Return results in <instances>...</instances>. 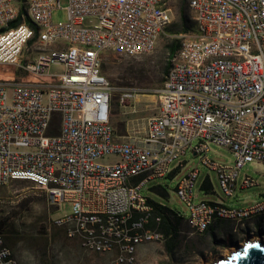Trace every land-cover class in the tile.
<instances>
[{
	"label": "built area",
	"instance_id": "obj_1",
	"mask_svg": "<svg viewBox=\"0 0 264 264\" xmlns=\"http://www.w3.org/2000/svg\"><path fill=\"white\" fill-rule=\"evenodd\" d=\"M171 1L68 0L67 20L54 21L60 0H0V65L12 67L0 79V187L28 182L50 205L70 204L54 223L87 253L117 251L110 264H135L140 245L164 241L162 217L142 189L177 175L188 154L216 171L228 197L261 185L241 171L264 166V0H198L194 28L183 32L197 33V41L176 36L191 52L156 90V114L117 135L115 95L127 107L137 90L114 86L101 55L152 53L173 22ZM21 13L18 33L7 34ZM213 145L228 148L234 160L211 159ZM200 174L191 169L176 187L196 234L206 231L199 223L245 225L254 213L264 216V192L249 206L195 201ZM0 264H23L3 234Z\"/></svg>",
	"mask_w": 264,
	"mask_h": 264
},
{
	"label": "rangeland",
	"instance_id": "obj_2",
	"mask_svg": "<svg viewBox=\"0 0 264 264\" xmlns=\"http://www.w3.org/2000/svg\"><path fill=\"white\" fill-rule=\"evenodd\" d=\"M60 6L53 13L54 21H66L68 18L66 9L68 0H60ZM170 6L173 22L166 33L160 37L158 45L152 53L131 57L105 51L101 55L102 72L114 86L137 90L135 100H131L127 107L118 105L119 95H115L113 124L119 136H127L134 128H139L146 117L156 114L158 105L156 90L162 86L165 80L164 71L169 60L167 47L178 40L177 35L194 28L193 14L188 7L187 0L184 4L183 0H172ZM11 69L12 67L0 65V79L5 77V72ZM53 70L61 71V67H53ZM16 72L18 78L24 75L19 70ZM133 107L137 109L136 113L132 112ZM209 157L218 162L234 160L233 154L228 148L214 145L212 151L209 152ZM112 159V157H106L105 161L108 162ZM183 160H186L188 164L178 171L177 178L154 179L143 187L142 192L156 202H163L178 211L187 212V205L176 193L177 183L188 171L199 167L201 174L196 184L195 190L198 197L195 201L222 199L228 206L241 207L249 206L262 197L264 185L240 190L235 198L228 197L220 187L216 171L199 164V159L191 153ZM258 170L264 172V166L249 164L241 171V176L250 174L259 178L260 182L264 184V176H260ZM207 177L213 186V191L210 192L201 188ZM159 187L167 191V197L158 192ZM6 197H10L9 200ZM71 209L70 204L67 203L59 208L50 205L46 193L34 189L28 182H14L8 187H0V234H3L7 244L25 264H110L114 257L106 261L101 256L104 254L85 252L76 239L67 236L64 226L54 223L56 219L69 214ZM256 225L257 230L264 231V219ZM253 237L255 236L247 232L244 233V236L238 238L239 244L234 249L237 250L238 246L254 239ZM228 253L222 256H226ZM204 262L208 261H194L185 264Z\"/></svg>",
	"mask_w": 264,
	"mask_h": 264
},
{
	"label": "crops",
	"instance_id": "obj_3",
	"mask_svg": "<svg viewBox=\"0 0 264 264\" xmlns=\"http://www.w3.org/2000/svg\"><path fill=\"white\" fill-rule=\"evenodd\" d=\"M166 177L177 178L178 173L177 175L172 173ZM263 185L261 183L259 187ZM6 198L9 200L10 197ZM157 203L168 207L169 210L166 211L167 217L161 225L165 239L164 241L140 245L137 249L136 264H185L194 261H211L237 247L238 238L244 236V233L247 232L254 236L259 231H263L257 230L256 224L264 217L248 221L245 226L241 225L239 232L234 230L236 225L217 220L205 233L196 234L188 223V211H178L163 202ZM116 254L117 251H113L101 256L107 261L111 257H115Z\"/></svg>",
	"mask_w": 264,
	"mask_h": 264
},
{
	"label": "bare ground",
	"instance_id": "obj_4",
	"mask_svg": "<svg viewBox=\"0 0 264 264\" xmlns=\"http://www.w3.org/2000/svg\"><path fill=\"white\" fill-rule=\"evenodd\" d=\"M197 1L198 0H188V7H189L190 11L192 12L193 16H194V5ZM14 9H22V2H14ZM193 16H192V20H193ZM14 33H18V26L11 28L10 25H7V34H14ZM1 38H5V31L0 33V41H1ZM194 41H197V33H195V32L183 33L182 43H192ZM189 52H191V45L179 44L178 51L175 53V55L172 58L171 67H182L186 63L187 58H189ZM262 217H264V216H262V213H254L253 217H248L247 219H245V223H247L248 221H252L254 219H260ZM235 225L236 226H241V225L245 226V225H243V219H235ZM207 229L208 228H206V223H199L198 224V231H205V230L207 231ZM235 231L239 232V227L236 228ZM255 240H259V239L254 238V239H251L250 241H255ZM233 251H236V249L229 251V253L233 252ZM223 257L224 256L217 257L216 259L211 260L210 262L208 261V262L199 263V264H211L215 261H218L219 259H222Z\"/></svg>",
	"mask_w": 264,
	"mask_h": 264
},
{
	"label": "water",
	"instance_id": "obj_5",
	"mask_svg": "<svg viewBox=\"0 0 264 264\" xmlns=\"http://www.w3.org/2000/svg\"><path fill=\"white\" fill-rule=\"evenodd\" d=\"M211 264H264V240L246 241L242 246H238L236 251Z\"/></svg>",
	"mask_w": 264,
	"mask_h": 264
},
{
	"label": "trees",
	"instance_id": "obj_6",
	"mask_svg": "<svg viewBox=\"0 0 264 264\" xmlns=\"http://www.w3.org/2000/svg\"><path fill=\"white\" fill-rule=\"evenodd\" d=\"M185 2H186V0H183V4ZM25 20H26V22L29 25H32V23L30 22V20H28V19H25ZM23 21H24V18L22 17V13H21L19 15V17L17 19H15L10 24V27L11 28L16 27L19 24H21ZM184 29L187 30V28H184ZM1 32H3V31H0V33ZM178 48H179V41L178 40H175L171 45H169L167 47L168 54H169V60H168V63L166 64V68H165V71H164L165 72V78H166V76H167V74H168V72L170 70V67H171V64H172V58L175 55V53L178 51ZM55 132H56V130H55ZM174 174H176V172H174ZM201 188L204 189V190H206L207 192L213 191L212 182L209 179V177H207L204 180V182L201 185ZM157 190H158L159 193H161L162 196H165V197L168 196V193H167V191L165 189L159 187ZM152 202L155 204V207H156V215H160L162 217V222H164V219H166V217H167L166 211H169L168 210V207H164V206L160 205L159 203H157L154 200H152Z\"/></svg>",
	"mask_w": 264,
	"mask_h": 264
},
{
	"label": "flooded vegetation",
	"instance_id": "obj_7",
	"mask_svg": "<svg viewBox=\"0 0 264 264\" xmlns=\"http://www.w3.org/2000/svg\"><path fill=\"white\" fill-rule=\"evenodd\" d=\"M255 234V232H254ZM255 237L253 238H258L259 240H264V231H259L256 235H254Z\"/></svg>",
	"mask_w": 264,
	"mask_h": 264
},
{
	"label": "snow or ice",
	"instance_id": "obj_8",
	"mask_svg": "<svg viewBox=\"0 0 264 264\" xmlns=\"http://www.w3.org/2000/svg\"><path fill=\"white\" fill-rule=\"evenodd\" d=\"M249 247H259L258 245H249Z\"/></svg>",
	"mask_w": 264,
	"mask_h": 264
}]
</instances>
